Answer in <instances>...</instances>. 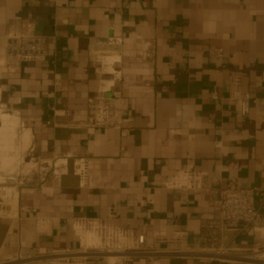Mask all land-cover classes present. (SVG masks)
Returning a JSON list of instances; mask_svg holds the SVG:
<instances>
[{
    "label": "crops",
    "instance_id": "1",
    "mask_svg": "<svg viewBox=\"0 0 264 264\" xmlns=\"http://www.w3.org/2000/svg\"><path fill=\"white\" fill-rule=\"evenodd\" d=\"M15 31L48 36V59L15 78L2 70L0 105L30 130L40 162L86 158L88 185H62L51 169L21 185L15 214L0 216V262L79 248L73 222L85 217L146 236L153 251L126 264H206L192 251L207 245L204 224L231 179L256 189L264 221V0H0V56ZM110 37L122 38V79L104 93L109 122L93 125L88 101L113 77L92 50ZM182 170L195 186L165 185ZM263 241L251 230L232 245L247 254Z\"/></svg>",
    "mask_w": 264,
    "mask_h": 264
},
{
    "label": "built area",
    "instance_id": "2",
    "mask_svg": "<svg viewBox=\"0 0 264 264\" xmlns=\"http://www.w3.org/2000/svg\"><path fill=\"white\" fill-rule=\"evenodd\" d=\"M48 36L38 33L15 31L7 34L4 39V49L0 56V72L5 70L9 78H15L21 66L37 60H47ZM121 37H110L106 41L96 43L93 46L92 55L94 60L101 65L100 72L104 76H112L108 87L100 90V94L91 97L88 101L90 111V122L93 125L107 124L110 119L112 103L104 93L110 90L115 83V79L121 80L122 73L117 67L121 62L120 46ZM116 53L118 58L111 64H106L103 56ZM218 57L224 56L222 48L216 50ZM111 68L112 71L109 69ZM238 80V79H236ZM210 97H218L216 91H212ZM1 99V89H0ZM3 110L15 112L14 110L2 106ZM251 96L245 93L241 98V113L244 116L250 114ZM71 157H65L59 164V169L53 170V175L60 177L67 172L68 162ZM57 165V163H56ZM75 173L79 176V185H88L87 159L80 158L74 161ZM47 171L41 172L40 181H45ZM196 179L186 170L180 171L177 175L168 180L165 185L168 187L195 186ZM23 183L16 185L17 190ZM7 193V191H6ZM256 189L245 187L237 180L226 181L219 189L217 201L218 215L204 224L208 235V243L205 247L195 249L192 253L204 259L206 264L214 262L241 261L248 264H255L250 261L238 259L243 255L235 251L232 243L235 238L240 237L251 230H256L264 239V221L261 212L256 206ZM11 197V195H10ZM17 209L13 204L4 205L0 202V216H13ZM48 219L41 217L38 219V230L45 231ZM74 232L80 242L79 248L55 249L45 255H23L0 264H88L89 259L101 258L105 264H126V261L138 254H150L153 250L147 244L144 234L132 236L117 226L101 221H91L88 218H76L73 222ZM254 252H264V241L251 249ZM258 255V254H255Z\"/></svg>",
    "mask_w": 264,
    "mask_h": 264
},
{
    "label": "rangeland",
    "instance_id": "3",
    "mask_svg": "<svg viewBox=\"0 0 264 264\" xmlns=\"http://www.w3.org/2000/svg\"><path fill=\"white\" fill-rule=\"evenodd\" d=\"M100 66L101 65H99V68ZM0 112H9V111L3 110L2 106L0 105ZM14 114L18 115L17 113ZM21 125L16 130V137L13 140L14 143H12L14 147L10 151L15 157L14 163L12 165H9L5 169H2L0 167V176H2L3 180L5 181L0 183V202H2L4 205H8L9 203H12L13 200L12 196H14V194L16 195L18 194L16 185H20V183L25 184L28 183L29 181H33L34 178L33 176L35 174H38L40 172L43 173L44 171H47L49 169H51L52 171L55 169V166H53V164H52V168H50L48 164H44L40 162L38 159H36L29 145L25 149H21V141L19 140ZM5 186L15 187V189L11 192L12 195L11 197L10 194L4 193L7 191L5 189ZM14 191H16L17 193ZM255 253L260 254L261 251L260 252L249 251L247 254L248 256L256 257L257 255H255ZM240 259L255 263L252 261V259L249 258H240Z\"/></svg>",
    "mask_w": 264,
    "mask_h": 264
},
{
    "label": "bare ground",
    "instance_id": "4",
    "mask_svg": "<svg viewBox=\"0 0 264 264\" xmlns=\"http://www.w3.org/2000/svg\"><path fill=\"white\" fill-rule=\"evenodd\" d=\"M104 58L105 56H103V60ZM117 58L118 56L110 58V61L108 64L111 66V64L115 62ZM109 69L112 71L111 68ZM107 81H108V84H110L111 80H107ZM14 113L16 112H12V113L11 112H0V167L2 169H5L9 165H12L15 160L14 155L10 151L14 147L12 143H14L13 140L16 137V130L21 125V119L18 115ZM19 138H20L19 140L21 141V149H25L26 147H28L32 139L30 130L28 128L23 129L21 131ZM1 182H5L2 176H0V183ZM5 189L7 190V193L11 195V192L15 189V187L5 186ZM17 195L16 194H14V196L11 195L13 197L11 204L15 205ZM245 256L247 255H243L241 257H245ZM236 258L240 259L239 257H236ZM251 259L253 262H255V264H264V252H261L256 257L251 256Z\"/></svg>",
    "mask_w": 264,
    "mask_h": 264
},
{
    "label": "water",
    "instance_id": "5",
    "mask_svg": "<svg viewBox=\"0 0 264 264\" xmlns=\"http://www.w3.org/2000/svg\"><path fill=\"white\" fill-rule=\"evenodd\" d=\"M75 179L74 185L79 184V176L75 173L74 160L70 159L68 162L67 172L60 177V182L65 185L69 179Z\"/></svg>",
    "mask_w": 264,
    "mask_h": 264
}]
</instances>
